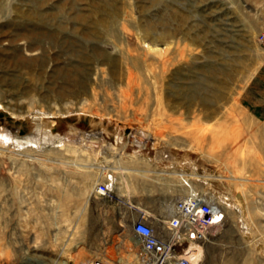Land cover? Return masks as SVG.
Returning a JSON list of instances; mask_svg holds the SVG:
<instances>
[{
    "label": "rangeland",
    "instance_id": "obj_1",
    "mask_svg": "<svg viewBox=\"0 0 264 264\" xmlns=\"http://www.w3.org/2000/svg\"><path fill=\"white\" fill-rule=\"evenodd\" d=\"M263 28L264 0H0V264H135L145 150L223 208L204 264H264Z\"/></svg>",
    "mask_w": 264,
    "mask_h": 264
},
{
    "label": "built area",
    "instance_id": "obj_2",
    "mask_svg": "<svg viewBox=\"0 0 264 264\" xmlns=\"http://www.w3.org/2000/svg\"><path fill=\"white\" fill-rule=\"evenodd\" d=\"M257 40L264 46V28L257 34ZM141 145L139 151L147 149ZM186 183V194L173 205L172 214L167 220V233H159L155 227L143 219L133 221V231L139 235V248L136 250V264H204L205 246L212 228L222 224L225 212L204 192L196 189L180 172ZM94 192L101 196H112L113 188L106 182H99ZM89 264H108L97 258Z\"/></svg>",
    "mask_w": 264,
    "mask_h": 264
},
{
    "label": "crops",
    "instance_id": "obj_3",
    "mask_svg": "<svg viewBox=\"0 0 264 264\" xmlns=\"http://www.w3.org/2000/svg\"><path fill=\"white\" fill-rule=\"evenodd\" d=\"M137 155L144 158L142 159L138 157V159L144 161V163L136 164L131 162L129 159L126 164H124V166L122 167V171L124 173L122 178V187L118 186V191L121 189L122 192H114L115 196L122 197L123 201H125L126 203H130L131 198L135 200V202L140 205V207L135 210L129 211L128 215L132 218L143 219L144 221L152 224L159 233L166 234V222L172 214L173 205L178 198H181L186 194L187 186L181 178L180 173H176L171 190L170 187H167L166 184H164L162 174L169 172L171 169L175 168L188 169L193 165L188 163L189 159L185 154L182 157V160L178 161L179 166L174 167L169 165V163H165V161L167 160H163L162 155L158 150H145L144 152H141ZM194 168H196V166H194ZM194 173L195 172L191 173L189 171L185 172L188 178L198 177L199 174L196 173L197 175L194 176ZM99 182L106 181L101 180ZM106 183L112 185V182L107 181ZM96 184V182H93L89 197L92 198L93 196L97 195L95 197H103L105 199L106 197L101 195L98 196V194L94 192ZM162 206L165 207L162 208ZM128 209L130 210V207L126 206L125 204L122 207L120 206L119 211L128 212ZM107 213H112L113 215L116 214L111 212L110 209L109 211H107ZM150 216H153L157 220V225L155 220H148L150 219ZM158 224L160 228L158 227ZM135 235L136 238H133V243L137 246L134 251L136 264V250L139 248L140 244L138 242L139 235ZM98 254L99 253H95V251L90 252L89 255H86L84 257L83 263H87L93 259L100 258L98 257ZM90 258L92 259L90 260ZM112 263L114 262L112 261ZM115 264L119 263L116 262Z\"/></svg>",
    "mask_w": 264,
    "mask_h": 264
},
{
    "label": "bare ground",
    "instance_id": "obj_4",
    "mask_svg": "<svg viewBox=\"0 0 264 264\" xmlns=\"http://www.w3.org/2000/svg\"><path fill=\"white\" fill-rule=\"evenodd\" d=\"M54 123H55V122H54ZM194 174H195V173H194ZM63 262H64L65 264H68V263H67V260H65V261H63Z\"/></svg>",
    "mask_w": 264,
    "mask_h": 264
}]
</instances>
